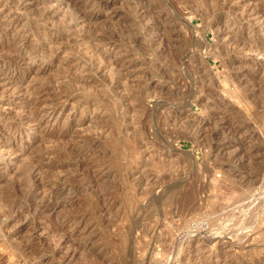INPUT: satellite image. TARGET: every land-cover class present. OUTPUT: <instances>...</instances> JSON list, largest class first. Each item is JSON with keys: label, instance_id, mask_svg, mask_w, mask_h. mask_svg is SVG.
Returning <instances> with one entry per match:
<instances>
[{"label": "rangeland", "instance_id": "obj_1", "mask_svg": "<svg viewBox=\"0 0 264 264\" xmlns=\"http://www.w3.org/2000/svg\"><path fill=\"white\" fill-rule=\"evenodd\" d=\"M156 1H162L163 10L175 17L181 41L187 42L191 54L203 51L219 83L218 89L228 101L212 105L210 111L209 105L199 100L203 90H197V82L189 76L180 83L177 79L172 81L170 85L177 87L175 94H162L161 102L154 103L143 89L146 75L152 73V63L147 54L151 52L148 38L140 32L144 20L136 15L138 6L134 8L132 0H108L109 5L97 11V20L91 26L93 36L98 33L93 41L96 43L102 34L106 41L93 54V58L97 51L105 54L104 61L95 58V65L105 64L104 72L93 75L86 86L72 85V90L65 91L71 93L68 96L52 91L48 101L67 99L63 105H57L53 115L38 116L37 123L59 135L50 142L38 137L26 140L30 154H37L49 144L68 145L84 134H92L98 137L96 149L87 160L105 161L102 167L93 166L100 177L98 184L76 175L75 191L61 200L52 215L41 217L40 228L35 231L44 258L41 264H194L197 255L204 264H264V51L228 55L221 42L216 41L217 22L212 16L218 8H208L210 0ZM5 2L8 10L15 9L17 0ZM256 2L264 12V0ZM19 11L26 20L34 16L31 6L20 7ZM188 16H193V24L210 44L202 45L199 33H189L186 19L183 20ZM231 16L240 26L248 25L238 15ZM0 20L2 42L10 32L1 17ZM262 23L261 28H253L254 32L250 27H236L239 40L245 44L248 41L247 46L253 45L252 49H264ZM81 27L77 25L78 29L74 34L70 32L69 37H77ZM235 56L240 60L230 62ZM122 57L131 59L129 70L139 66L132 69L135 72L130 78L126 74L128 67L121 71L120 65L111 66L110 62ZM55 61L49 69L37 72L33 81L64 75L68 70L60 57ZM175 64H179L177 70L181 69L179 61ZM240 71L244 78L238 74ZM95 87L100 91L93 95ZM13 88L0 70V99H15L11 105L13 112L27 109L23 100L34 95L31 89ZM87 97L97 101L95 107H83ZM185 100H189L186 106ZM182 104L189 114L178 123L171 116L183 108ZM22 158L10 170L3 171L0 165L1 198L12 193L14 181L25 170L26 159ZM48 167L44 175L56 172L53 166ZM135 170H142L143 175L133 178ZM147 175L153 183L139 188L138 182H143ZM101 188L110 196L98 197ZM23 189L16 191L17 196L23 198ZM0 210H8L7 205ZM67 216L74 218L68 220ZM58 220L64 223L62 231H48ZM29 228L23 227L10 238L0 232V258L16 241L27 236ZM84 242L85 246L81 244ZM77 244L83 247L70 255ZM2 259L1 264L30 263L28 255L23 254Z\"/></svg>", "mask_w": 264, "mask_h": 264}, {"label": "bare ground", "instance_id": "obj_2", "mask_svg": "<svg viewBox=\"0 0 264 264\" xmlns=\"http://www.w3.org/2000/svg\"><path fill=\"white\" fill-rule=\"evenodd\" d=\"M5 1L0 0V17L6 25V30L10 33L6 41L0 42V70L7 84H11L14 88L20 90H22V87L31 89V93L34 95L23 100L28 108L20 109L18 112L12 111L11 105L15 103L16 100L12 99L11 96L0 99V165H2L3 171H6L10 170V167L15 164L17 160H20V158L23 157L26 159L25 170L22 172V175L18 176L14 181L12 193H7L4 194L2 198L0 197V207L5 204L8 207V210H0V232L2 236L10 238L17 235L23 227H30L27 236L16 241L15 245L12 244L13 246L9 247L3 256L7 258L5 260H8L10 256L28 255L29 264H41L44 258L42 252H40L41 244H39L38 238V241H36L35 235L36 229L40 228L41 217L52 215L59 206L61 200L75 191L73 181L78 177L76 175H80V177L83 178L82 180L87 179L93 183H97L100 177L94 172L93 166H97L98 168L102 167L105 161L100 160L101 158H96V162L93 160L89 162L87 160V156H91L96 149L95 145L98 137L92 134H84L76 143L73 142L68 145L59 146L49 144L37 154H30L26 140L28 137H38L40 140H47L50 142L55 139V136L59 135L41 127L39 123H37L38 116L53 115L57 110V105H63L65 99H67V97H64L58 99L57 102L52 100L48 101L46 98L50 97L52 91H54V94H61L71 89L74 84L86 86V84L91 82L93 75H99L100 72H104L105 64L95 65L97 63L95 62V58L97 59L96 61H98V59L99 61H104V57H106L105 54H101L97 51L95 58H93V54L96 52L95 48H103L104 42L106 41H103L104 39L101 38L102 34L101 37L98 36L100 38H97L98 41L95 40L97 41L95 43L93 40L96 39L98 30L95 32L97 33L96 37L93 36L94 29H91V26L93 25L94 19L97 20V11L105 6L107 7L109 2L108 0H17V3L15 2L16 7L14 6L15 9L13 8V11H10L6 8V6L9 5H7ZM150 1L132 0L131 3L134 4V8L138 6L136 15L138 18H141V20H144L140 32L142 35L146 36L148 38L147 41H149L148 49L151 52L149 51L150 53H147L150 56L147 57L150 58L149 62L152 63V73L150 76L145 74L147 78L145 84L143 83V85H145L143 89L147 90V94L149 92L152 101L154 103H160V96H162V94L168 96L175 94L177 87H172L170 83L176 81V79L180 83L184 81L186 77L190 76L191 80L197 82V90H203V94L198 95L199 100L203 101L206 106L209 105L210 109L214 108V106H212L214 104L218 105L219 103L227 102V96L218 89L219 83L203 51H198L199 54L192 55L191 50H189L187 46V42L181 41L180 32L175 26V17L163 10L162 1ZM256 1L257 0H210V2L206 4L211 10L218 8L216 11L212 10V17H214L213 19L217 22V27L215 28L216 41L221 42L222 47L226 50L228 55L234 52L244 53L248 50H253L257 53L260 50L264 51V49L260 47V49H252L251 47H254L253 45L251 47L247 46L250 45L247 44L248 41L245 44V42L239 40L240 38L237 36L238 32L235 30L236 27H246L245 29L250 27L251 31L253 28H261L260 26L263 24L262 22H264V12L261 11V5ZM62 4L66 6L65 10H63ZM24 6L33 7L34 16L27 20L19 11L20 7ZM232 14L238 15L237 18L240 20L245 19L248 25L243 24V26H240V22L235 21L233 19L234 17L231 16ZM180 15L178 17H180ZM183 16L184 15H182V17ZM185 19L186 25L188 29H190L189 33L197 35L199 29L193 24V16H188L183 20ZM239 19L238 21H240ZM236 22L238 26H235L236 24L234 25ZM77 25L82 26L80 28V33L77 34V37H69L70 35L68 34L70 32L73 33L75 29L79 28H77ZM199 35H201L202 45L210 44L203 32H200ZM258 36L259 35H257V37ZM252 40L251 43H253ZM93 42L94 45H96L95 47ZM148 43H144V46ZM105 51L103 52L105 53ZM58 57H60V61L65 65L63 67L68 70L64 75L53 80L33 81L37 72L49 69L56 62L55 60H57ZM235 58L230 59V62L236 63L240 60L237 58L235 60ZM176 61H179L180 65H182L179 70L175 68L177 65L175 64ZM130 62L131 59H124L122 57L110 63L111 66L115 65L118 67L117 65H120L122 71V67L127 68ZM133 68L134 66H132V69ZM135 68H139V66L137 65ZM132 69L129 70L128 67V71L124 70L128 77L135 72H133ZM77 72L83 73L81 74L82 76ZM123 74H125V72ZM238 74L242 75L243 78L245 76V74H242V71ZM129 78L128 80H130ZM139 78L141 77L139 76ZM235 78L236 77H234V79ZM236 82H238V80ZM98 84L103 86V83ZM26 88H24L25 91H27ZM95 90L93 95H96L97 91H100L98 87H95ZM69 94L71 93L67 92L66 96ZM89 97L82 103L84 104L83 107L86 109L92 108L97 102L95 99ZM183 104L186 106L189 104V100H185ZM183 104L180 106H183ZM185 106L176 111V113H172L171 120L180 123V121H182L181 119H184V116L187 117L189 113H187ZM210 111H212V109ZM148 151L151 152V150ZM186 153L189 154V152ZM162 158H165V156H162ZM49 165L56 168V172L52 175H44L45 173L43 174V172L49 168ZM0 173H2L1 170ZM132 175L133 178H140L143 173L142 170H135ZM151 179L152 178L147 175L143 182H138L139 188L144 189L147 187V184L153 183ZM23 186L27 187L23 189ZM20 189H23V198L16 194V191ZM101 189L103 190V188ZM98 190V197L105 199L106 197L104 198V196H106V194L110 196L108 192L100 189ZM185 206L183 205V207ZM102 207H104V205ZM172 209L173 208H171V210ZM175 210L177 209L175 208ZM74 216H67L66 218L71 220ZM63 228V221L58 220L49 226L48 231H62L61 229ZM81 244L83 246L86 245L85 242ZM83 246L77 244L69 254L73 255V253L78 250V247ZM59 248L60 244L58 245V249ZM4 257L0 259H4ZM194 260V264H204L199 260L198 255L195 256Z\"/></svg>", "mask_w": 264, "mask_h": 264}]
</instances>
